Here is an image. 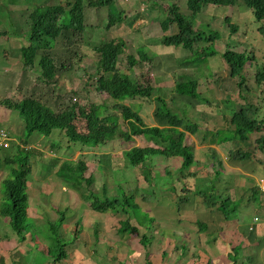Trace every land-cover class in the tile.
<instances>
[{"label":"rangeland","instance_id":"obj_1","mask_svg":"<svg viewBox=\"0 0 264 264\" xmlns=\"http://www.w3.org/2000/svg\"><path fill=\"white\" fill-rule=\"evenodd\" d=\"M60 1L64 0H0V31H6L10 34V36L9 34H3L0 38V96L11 97L16 101H20L25 97L35 96L55 111L68 108L73 104H78L83 106L87 111H91L95 106H103L104 104L108 105L111 109L108 111L105 108L106 106H104L102 109L103 115L112 114L110 111H112V104L115 100L97 91L96 88L100 74L97 68L99 54L93 49L92 45L100 44L110 39H124L127 43V52L121 54L118 62V67H120L122 73H127L131 77H137L145 87L149 84L156 86V92H154V97L151 99L130 98L126 101V105L132 106L135 111H138L147 126L164 128L167 127V124L157 117L160 105L157 99L161 98L166 110L179 115L184 121H191V125H196L198 129L196 134L186 132L185 138V143L192 147L196 158L194 166L191 167L190 171L199 173L200 179H202L200 171H206L210 175L204 181L196 179L198 180L196 181L198 182L196 186L203 185L199 188L205 189L206 192H212L218 188L217 191L223 199L227 197L235 199L228 210L230 213L233 211L234 203L239 204L230 217L240 222V199L234 198L232 192L230 195H227L222 189V187L229 184V186L232 185V188L234 187L232 191H234L236 196L246 195L241 190L243 186L240 187V178L238 180L239 186L235 185L237 178L234 175V166L232 164L235 162L231 161L230 152L231 150L240 148L252 155V158L249 159L254 161V164L264 167L262 165L264 164V145L259 142L264 135V130L250 134V139L246 142H232V140H228L229 143L225 144V146H216L219 152H213L211 147H205L201 142L204 143L202 140V136L204 135L209 139L212 137L223 136L226 138L232 136L233 133L230 131H233L236 127L233 122V112L241 104L259 105V109L252 107L248 108L247 112L255 122L264 120V81L262 84L256 81L257 71L264 72V34L260 31L261 27L264 28V21L256 20L252 11L240 4L229 7L207 5L202 9L195 20L196 25L201 29L211 27V29L218 31L221 34V41L215 44L218 55L210 57L204 63L188 69L191 71L190 77L199 80L201 98L194 99L174 90L178 80L177 71L165 73L163 70L160 71L156 68L159 62L163 64L167 62L172 65L174 58L178 60V63L194 59L191 51L183 47L166 46L163 44L162 39L163 30L161 23L167 15L165 11L173 4H177L182 13L189 14L187 0H116V7L124 11V19L121 24L110 28L108 27L110 8H94L85 4V31L76 34L68 33L66 36L59 38L57 45L50 52L57 67L56 78L52 83L42 84L37 80V73L22 69V58H19L18 51L21 45L28 46L30 44L29 27L25 22L27 12L24 10L27 5L30 11L34 5H44L48 2L57 4ZM226 17L231 18V21L238 25L239 30L235 34L231 33L229 25L225 20ZM177 31L176 25L172 24L170 26V33L174 34ZM227 45L236 51L251 50L254 53L255 61H252L253 64L249 62L244 70L243 74L246 76V82L242 87L238 84L240 78L231 77L229 69L222 58V53L226 51ZM136 48L139 51L143 50L150 59L159 58V61H155L156 64L150 60L141 61L135 67L130 68L127 54H133L139 59V52L136 51ZM163 55L165 58L169 57V59L164 60L162 58ZM180 69L181 67L178 68L179 71ZM203 98H206L209 102L207 103ZM120 122L122 129L127 130L129 128L126 122L123 120H120ZM75 124L78 130H87L85 118L79 117L75 120ZM0 128H5L11 133L13 138L27 142V146H31L33 149L40 144V148L43 150L44 155L42 157L40 154H30L34 168L31 179L34 177L35 181L29 184L30 199L28 214L37 220L38 223L40 218H42L44 224L37 223L38 226H34L28 220L30 226L27 228L29 235L40 236V233L43 234L42 237L44 238L41 241L54 235L48 225L52 223L58 224L64 213L65 222L67 218L72 216L69 225L74 227V225L72 226V221L74 220L75 213L73 211L67 212L65 208L68 206L70 210L76 208L79 218L83 212L82 210L89 204L87 202L77 207V204L81 203V199L78 193L69 189H67V195L60 198L54 197V194H48L47 190H49V186L51 190L56 189L59 186V182L62 185H66V187L68 186V183L63 182L60 176L55 174L64 161H85L87 165L85 176L87 178L92 177L93 179V184L89 190L91 189L100 199H119L123 202L125 195L128 197L134 195L131 198L134 199V202L130 201V206H132L131 211L136 214L140 222H147L146 225L148 227L152 226L150 221V217L152 218V216L148 213L144 214V210L139 205L136 208L134 207L136 197L142 195H137V192H141L137 189L138 182L141 188L152 186L153 190L150 193V201L154 200L152 202H159L160 197L163 196L162 192L170 189L174 192V182H176L177 187H182L179 190L180 197H184L185 191L188 190V185L179 180L181 178L179 172L175 175L168 172L169 163L171 165L170 169L173 172H176L178 170L176 168L179 166V163L171 162V157L149 155L146 157L147 162L144 167L127 165L124 157L126 151L133 147H155L153 142L148 141L144 137L134 136L130 141L116 138L107 146L94 147L83 146L80 143H69L66 136L60 133L61 130H56L53 136L40 135L37 132L28 136L25 132L24 120L20 111L1 105ZM19 141L12 140L9 149H4L0 145V160L6 155H15L18 152ZM50 144H54L55 150L51 151V148L49 149ZM80 149L83 150L81 151ZM78 150L82 153L78 152ZM108 153H113V163L110 162V156L108 158L100 157L102 154ZM25 155L22 152V156ZM213 155L216 156V160L213 158ZM220 157L223 158L224 163L219 161ZM55 159H58V161ZM100 159L102 161L99 163ZM250 160L247 164L248 166H253V162ZM225 161L227 162L228 169L226 168L225 171H222ZM112 164L114 165V169L111 173ZM217 170L222 172L215 174ZM224 172L227 173H225L226 175H229V178L224 175ZM7 175V166L1 164L0 161V182ZM144 176L149 180L150 184L145 182ZM190 178L193 177H183L182 180ZM105 182L111 185L106 186L104 185ZM249 182L246 187L258 184L254 178L250 179ZM167 184H169V187L166 186ZM219 187L223 190V193L220 192ZM85 188L87 187L83 185V192H90ZM61 189L62 191L65 190L64 188ZM2 190L1 186V198ZM182 190H184L183 193ZM141 193H144V191ZM166 199L163 197L164 201L162 202H168ZM137 201L139 200L137 199ZM188 203L192 202H179L178 206H176L186 209L188 207L184 208L183 206H188ZM3 219L5 221L4 217ZM250 219L251 216H248L247 220ZM124 221L125 219L123 223ZM234 222H227L224 226L232 228ZM7 227L8 231L11 232V227L9 225ZM61 231L59 230V232ZM129 231L130 229H128ZM59 234L62 236V233ZM69 235L71 237L73 233L70 232ZM154 235L156 236V234ZM152 236L151 234L149 237L150 241ZM50 242L51 240L48 241V243ZM53 243L55 246L51 242L50 249L52 253L57 255L59 253V244L55 243V239ZM29 249L33 251L34 247L31 245L28 247ZM200 256L202 258L196 255L193 257L197 261L195 262L196 264H206L208 260H211V258L206 259L201 253ZM233 257L236 258L239 264H264V243H261L258 249H253L252 254H247L246 252L240 253V250L236 249L234 254L230 255L227 260H234ZM177 258L178 255L174 256L173 263H186V260L182 259L178 261Z\"/></svg>","mask_w":264,"mask_h":264},{"label":"trees","instance_id":"obj_2","mask_svg":"<svg viewBox=\"0 0 264 264\" xmlns=\"http://www.w3.org/2000/svg\"><path fill=\"white\" fill-rule=\"evenodd\" d=\"M31 1V0H30ZM85 4L90 7L110 8L108 27L121 24L124 19V11L119 10L115 4L116 0H64L57 4L46 3L44 5H34L31 10L25 8L26 23L29 27V45L19 48V58L21 57L22 69L28 70L38 74L37 80L42 84H49L56 78V64L50 52L55 48L61 36H66L68 33H81L86 29L85 20ZM237 4L245 6L251 10L254 17L258 21H264V0H187L189 14L182 13L177 4H173L165 11L167 14L162 21L163 30V44L166 46L183 47L184 49L193 53L194 59L192 61L178 63L174 57L173 64L159 62L156 68L165 73L177 71L178 80L175 84L174 90L184 96L199 99L201 98L200 85L198 79L190 77L191 71L188 69L204 63L210 57L218 55V50L215 44L221 41V34L218 31L207 27L201 29L196 25L197 15L207 5H214L219 7L235 6ZM29 11V12H28ZM226 22L229 25L231 33L235 34L239 27L231 21V18L226 17ZM176 25L178 31L174 34L170 33V26ZM262 28V27H261ZM260 31L264 34V28ZM8 35L6 31H0V38L2 35ZM10 36V34H9ZM20 45V44H19ZM18 45V46H19ZM93 49L99 54L97 61V68L99 77L97 82V91L106 94L115 100L112 104L113 108L108 113L103 115L102 109L104 106L111 109L108 105L95 106L91 111H87L83 106L73 104L72 106L55 111L42 100L35 96L25 97L20 101H16L11 97H1L0 105L9 109L19 110L23 116L25 132L28 136L37 132L40 135L53 136L56 130H61L60 133L68 139L69 143H80L83 146H107L116 138L130 141L134 136L144 137L148 141L153 142L155 147H133L124 153V157L128 164L132 167L145 166L147 162L146 157L149 155H164L172 159H180L181 167L178 169L179 174L183 177L194 176L198 177L197 172H191V167L195 163V155L191 146L185 142L186 132L196 134L198 131L196 125H191V121L183 120L179 115L172 113L170 110L164 108L165 104L161 98H158L160 105L157 111V117L167 124V127L147 126L138 111L133 107L126 105V101L130 98L151 99L156 92V86L151 84L146 87L141 84L139 79L135 76L131 77L127 73H122L118 62L121 54L127 52V43L124 39L116 38L110 39L100 44L92 45ZM17 51V50H16ZM139 59L133 54L128 55V64L130 68L135 67L141 61H159V58L150 59L143 51H139ZM164 60L169 59L163 55ZM222 58L226 63L232 78H240L239 86L242 87L246 82V76L243 74L247 64L255 61L254 53L251 50L236 51L227 45V49L222 53ZM173 60V59H172ZM181 67L180 71L178 68ZM257 83L262 84L264 81V72L257 71ZM207 103L206 98H203ZM264 102V98H263ZM259 105H243L235 108L233 112V122L235 129L232 136L224 138L212 137L208 138L206 135L202 136L204 143L220 144L228 140L232 142H246L250 139V134L261 132L264 130V120L255 122L250 118L247 112L248 108L258 107ZM114 110V111H113ZM79 117L85 118L87 122V130H78L75 120ZM120 120L126 122L129 126L127 130L122 129ZM166 120V121H165ZM220 132V131H216ZM24 142V141H23ZM18 143V152L15 155H6L0 161L1 164L7 166L8 175L0 182L2 186V198L0 200V217H4L11 230L18 236L20 242L25 241L28 234V226L32 220L28 214L29 208V184L34 181L31 179L34 173L32 157L30 154H40L42 157L43 150L39 147L34 149H26L28 143ZM259 142L264 145V136ZM11 147V146H10ZM10 147L4 148L9 149ZM51 151L55 150L54 144L49 145ZM213 152L216 149L212 148ZM22 152L26 155L22 156ZM54 154V153H51ZM111 157V154H104L103 158ZM216 160V156L213 155ZM230 158L236 160L251 159L252 155L246 153L240 148L231 150ZM58 161V159H55ZM102 161V159H100ZM56 166V165H55ZM87 165L84 160L80 161H64L60 166L57 175L70 188L76 189L81 196L91 202V207L98 212H106L108 210L126 211L130 206V201L134 202L133 196L124 197L123 202L119 199H100L89 188L93 184L92 177H85ZM221 171H215L219 173ZM148 180V179H147ZM149 181V180H148ZM85 185L87 191H82V186ZM258 187H255V190ZM218 189V188H217ZM214 189L212 192H206L205 189L199 192H190L188 200L195 201L197 197H201L204 205L215 207L222 211L225 219L230 220V215L235 211L239 204L233 205L229 213V208L233 204L234 199L227 197L223 199L220 193ZM220 190V189H219ZM221 192V191H220ZM257 192V191H256ZM261 192V190H260ZM210 196L208 197V195ZM1 196V195H0ZM180 197V202L183 199ZM220 205L218 206V204ZM241 203V202H239ZM121 212V211H120ZM65 216V213L63 214ZM64 216L58 224L50 226L51 232L54 233L50 240L53 243L59 244V253L53 255L55 260H60L65 257L63 252V225ZM30 220V222L28 221ZM128 229L134 234H138V228L132 226L129 220L121 222L119 233H126ZM59 230H62L59 232ZM79 231L74 232L76 237ZM62 233V236L61 234ZM51 236V235H50ZM142 242L145 243L148 237L143 235ZM146 240V241H145ZM51 242L50 247L51 248ZM55 246V245H54ZM50 252L52 250L50 249ZM234 258V257H233ZM235 263V258L232 260ZM210 264V262L208 263Z\"/></svg>","mask_w":264,"mask_h":264},{"label":"crops","instance_id":"obj_3","mask_svg":"<svg viewBox=\"0 0 264 264\" xmlns=\"http://www.w3.org/2000/svg\"><path fill=\"white\" fill-rule=\"evenodd\" d=\"M12 140L19 141V139L17 140L11 136L9 142ZM22 142L23 141H19L18 143ZM226 142L213 145H211L210 142H201V144L205 145V147L214 148L219 152L216 146H225L229 141ZM80 150L82 151L83 149ZM80 150H78V152ZM110 154V162L113 163V153ZM103 155L104 154L100 157ZM222 159L223 158L219 161L224 163ZM249 160L250 159H231V161L235 162L232 163L234 166V175L237 178L235 185L237 186L239 184L238 180L240 178V187L243 186L241 190L242 192H245L246 195L236 196L234 191H232L234 190L232 185L229 186L228 184L225 187H222L227 195H230L232 192L234 198L240 199V222L234 220L232 217L230 220L225 219L222 211L215 207L208 208L204 205L201 197H197L195 201L188 200L187 197L190 192L200 193L204 190L203 188H199L203 185L196 186L198 183L196 181L200 179L199 176H189L193 178L188 180L179 179L188 185V190L185 191L183 197L187 199H183L181 203L186 201L192 202L188 203V206H183L184 208L188 207L186 209L177 207L181 196L179 190L182 187H177L176 182H174V192L172 189L162 192L163 196L160 197L159 202H152L154 200L150 201V193L153 190L152 186L141 188L138 182L137 189L141 192L144 191V193L137 192V195H142L136 197V204L134 207L136 208L137 205H139L144 210V214L148 213L152 216V218L150 217L152 225L150 227L146 225L147 222H140L138 220L136 214L131 211L132 207L127 208L124 212L114 210L98 212L91 207V202L86 201L81 196L80 192L69 186H67V188L66 185H62L61 182H59V186L56 189L51 190L50 186L48 187L49 190L47 191L49 195L54 194V197L60 198L67 195L66 192L67 189H69L78 193L81 199V203L77 204V207L83 203L89 202L88 206L82 210L83 212L81 211L82 214L79 218L76 208L71 210L69 209V206L65 208L67 212L73 211L75 213H73L74 220L72 221V226L74 225V227L69 225L72 216L67 218V221H64L65 223L63 225V240L65 243L62 250L66 253L65 257L60 260H55L54 256L56 254L50 252L49 249L50 243H48V241L50 238L41 241L44 238L41 233L40 236L27 234L28 238L26 237L25 241L20 243L18 236L12 230L11 232L8 231L7 225L9 224L7 220L5 219L4 221L3 217H0V264H176L175 262L173 263L174 256L176 255H178V261L183 259L186 260L185 264H196L195 262L197 261H195L193 257L195 255L201 257L200 253L203 254L206 259L211 258L206 264L209 262L210 264H239L237 263L236 258L235 263H233L232 260H227V258H229L230 255H233L236 249H239L240 253L246 252L247 254H252L253 249H258L261 246V243H264V195L260 190H256L257 192L254 191L255 187H258V184L246 187L247 184L250 183V179L254 178L258 183L259 179L264 178V167L257 166L252 160L250 161L253 162V166H248L247 162ZM125 162L129 165L127 160ZM171 162L179 163V166L176 169L181 167L180 159L175 158L172 159ZM224 165L225 166L222 165V171H225L226 168L228 169L226 161ZM262 165L264 166V164ZM168 166L169 169L167 170L170 174L174 173L175 175L178 172V170L173 172L170 169V163ZM99 167L101 169L100 165ZM113 169L114 165L112 164L111 173L113 172ZM58 171L59 170H57V172ZM200 172L202 179L199 181H204V179L210 176L206 171ZM225 173L226 172H224V175L229 178V175H226L227 173ZM33 180L35 181V179ZM34 181L32 182L34 183ZM145 182L150 184L147 178H145ZM104 185L107 186L111 184L105 182ZM166 186L169 187V184ZM60 187L65 190L62 191ZM103 188L105 189L104 186ZM222 189L220 188L221 193H223ZM183 191L184 190H182V193ZM163 197L165 199L167 198L166 201L168 202H162L164 201ZM137 199L139 201H137ZM219 205L220 203L218 206ZM248 216H251L250 220H247ZM256 217L260 219L257 223L254 222ZM30 218L32 224L38 226V221L32 217ZM124 219L129 220L132 226H138V234L132 233L131 230L126 233L118 232L121 227V222ZM232 221H235L232 228H226L224 226L227 222ZM38 224H44V220L40 218ZM77 230L79 232L76 237H74V232ZM70 232L73 233V236L71 237L69 235ZM151 234L153 236L150 241L149 237ZM154 234H156V236ZM143 235L148 237L145 246L141 238ZM31 245L34 247L33 251H30V249L28 250V247Z\"/></svg>","mask_w":264,"mask_h":264},{"label":"built area","instance_id":"obj_4","mask_svg":"<svg viewBox=\"0 0 264 264\" xmlns=\"http://www.w3.org/2000/svg\"><path fill=\"white\" fill-rule=\"evenodd\" d=\"M11 140V136L10 133L4 129V128H0V145L3 146L4 148H7L10 146V141ZM38 147L40 148V144L38 145ZM31 146L26 147V149H31ZM259 186L262 190V192L264 193V178L260 179L259 181ZM259 218H255L254 222H258Z\"/></svg>","mask_w":264,"mask_h":264},{"label":"clouds","instance_id":"obj_5","mask_svg":"<svg viewBox=\"0 0 264 264\" xmlns=\"http://www.w3.org/2000/svg\"><path fill=\"white\" fill-rule=\"evenodd\" d=\"M259 181H260V180H259ZM257 186H258L259 190H261V188H260V186H259V182H258V185H257ZM261 193L264 195V193L262 192V190H261ZM257 218H258V217H257ZM254 220H255V219H254ZM259 221H260V219H259ZM259 221H258V222H259ZM256 223H257V222H256Z\"/></svg>","mask_w":264,"mask_h":264}]
</instances>
